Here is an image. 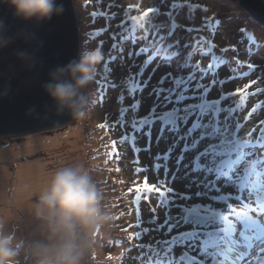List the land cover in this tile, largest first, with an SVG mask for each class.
Here are the masks:
<instances>
[{
  "label": "rangeland",
  "instance_id": "374dc122",
  "mask_svg": "<svg viewBox=\"0 0 264 264\" xmlns=\"http://www.w3.org/2000/svg\"><path fill=\"white\" fill-rule=\"evenodd\" d=\"M103 7L93 12L91 18L87 17L84 9V0H73L79 17V51L78 60L84 49L85 32L95 34L96 40H100L102 46L100 50L103 58L97 66V75H101L98 82L94 79L93 83L85 91L86 101L82 113L75 120L68 123L63 130L51 128L40 132L25 133V135L1 136L0 137V223L5 232L14 233L17 240L25 242L40 239L42 236L31 234L26 226L32 221L28 219L30 205L34 207L39 195L33 196L26 192L21 193V183H28V179L23 176L34 162H43L48 172V180L52 174L64 166L82 164L89 170L90 175L97 184L101 194V205L109 209L113 215L112 227H102L98 230L94 243L86 255L83 264H95L98 252L104 254L108 259L114 257L113 251L120 246L123 248L119 253L117 264H146L142 256L146 257V251L141 258L136 255L138 245L157 246L156 242L171 239L182 231L191 230L182 222H177V217L182 220L180 209L185 205L191 206L200 201L193 200L186 202L181 200L180 195H191L186 192L188 181L177 179L171 180L175 171V161L183 151L184 141L179 140L178 135L184 134V129L188 125L181 126L180 133L167 131L169 125L163 121H153L151 125H144L142 128L138 124L137 130L132 128V121H139L145 116L153 120L152 109L156 108L157 115H162L164 111H171L175 107H187L191 103H200L203 98V89L199 93L195 92V84L199 83L208 89L207 100L212 101L222 96L227 97L221 103V107H233L239 105L238 110L232 114L229 124L234 126L236 123L243 125L241 134L244 135L257 128L261 121H264V55L260 53L258 45L247 38V34L253 38L255 33L260 41H264V30L255 21L250 20L248 14L242 12L237 7L234 0H210L213 2L215 12L210 16H203L204 3L202 0H98ZM199 8L202 20L207 19L211 23L209 28L212 40L216 49L208 55L196 50L188 42L195 37L188 28L194 27V22L187 14V8L181 7L183 3H189ZM236 4V5H235ZM177 5V7H173ZM141 8L140 13H132L131 16L141 15L149 8L157 7L160 12L153 14L158 17L157 27L151 31L136 28L135 32L130 31L132 24L126 21L125 14L129 7ZM239 6V5H238ZM106 11H105V10ZM174 12L175 19H171L168 13ZM233 14L228 15L229 13ZM180 19H179V18ZM180 20V22H178ZM187 23L183 25L182 22ZM172 22H174L172 24ZM219 24L213 29V25ZM202 24V25H206ZM223 24L229 25L223 27ZM93 26V28H91ZM95 26V27H94ZM118 26V27H117ZM172 27H175L172 29ZM200 27V26H199ZM110 28L111 30H108ZM120 31V32H119ZM113 32L121 42L118 51L107 56L113 41ZM171 33V35H169ZM233 33L232 39L229 34ZM163 35L164 41L159 37ZM135 37V39H130ZM116 39V37H115ZM177 40L179 51H182L183 62L180 60L163 61L156 58L152 48L159 49L161 43H175ZM124 41V42H122ZM153 41H156L153 44ZM220 45V46H219ZM102 49V47H104ZM187 46V47H186ZM141 48L149 50L137 55ZM122 49V51H121ZM225 51V52H224ZM230 51V52H228ZM233 52L232 56L230 53ZM193 53L194 59L190 57ZM164 53L161 52V56ZM230 58V63L221 64L213 72L208 73L201 80L200 69L207 68L213 62L212 56ZM116 57L113 60L111 57ZM242 56L251 59V63L244 64L240 60ZM245 58V57H244ZM191 65V68L188 65ZM253 64L255 67L249 68ZM107 65V69L105 68ZM199 65V68H197ZM195 72L194 82L191 85L185 84L180 90L176 89L175 80L184 78ZM215 73V75H214ZM164 79V84H161ZM223 81V83H213V81ZM139 82V87L135 92L129 88V82ZM145 81L147 84L145 85ZM255 81L256 83H252ZM107 86L102 88L101 85ZM163 88L164 92H159ZM183 88H188L187 93H183ZM171 89V91H169ZM103 92V98L100 93ZM159 92V96L156 93ZM247 93V97L241 105V93ZM185 97L182 103L177 104V97ZM193 95H198L201 99H192ZM168 96L170 102H165L164 97ZM123 97V99H121ZM259 106V107H257ZM128 109L121 114L122 109ZM255 109V110H254ZM251 113V115H249ZM226 114H222L223 120ZM107 124V127L100 125ZM77 126V127H76ZM165 127L163 133L161 127ZM74 127L79 129L77 134L73 133ZM73 130V131H72ZM151 132L149 141L147 132ZM127 136L128 139L124 140ZM135 137V140H133ZM181 144H180V143ZM28 143V151L25 145ZM209 143V142H204ZM82 145V146H80ZM171 147L173 151L167 161L168 182L163 188L171 187L178 195L174 198V204L179 207L169 205L168 208L160 205V197L155 191H141L140 201L133 205L136 199V189H143L145 181L149 185L160 188V182L165 180L164 167L159 170L155 168L156 163L164 164L163 159L156 160L157 156H163L167 149ZM191 147V145H190ZM113 148V150H108ZM140 149L136 151L135 149ZM198 152L189 151L185 155L184 161L180 164L179 177H183L186 172L185 166L194 161ZM107 158V163L103 166L109 172L107 177L101 173V166H96L94 158ZM28 161V162H26ZM138 161V162H137ZM121 169L120 171H117ZM137 169L141 171L137 172ZM190 171V170H189ZM115 176L125 175L119 181ZM195 178V177H193ZM19 184V186H18ZM163 190V189H161ZM196 189L193 188L192 192ZM226 194V193H222ZM28 200L30 205L28 204ZM115 202V207L113 203ZM154 209V211H153ZM7 212V213H4ZM27 214V218L24 216ZM11 218L8 219V218ZM171 217V218H169ZM15 218V220H13ZM171 228V231H169ZM132 229H139L141 238L136 241L130 236ZM144 229H148L147 232ZM133 244L134 246L131 247ZM130 247H129V246ZM183 249L174 246L173 254L179 256ZM140 252V250H139ZM102 256V255H101ZM19 264H31L25 254L18 257Z\"/></svg>",
  "mask_w": 264,
  "mask_h": 264
},
{
  "label": "snow or ice",
  "instance_id": "6c2138e0",
  "mask_svg": "<svg viewBox=\"0 0 264 264\" xmlns=\"http://www.w3.org/2000/svg\"><path fill=\"white\" fill-rule=\"evenodd\" d=\"M159 12V8L153 7L146 9L141 15L131 16L130 31L135 32L139 27L141 30L150 32L159 23L158 17L153 14ZM167 15L170 16L171 13ZM205 27L211 28L212 25L208 23ZM130 39L134 40L135 37ZM159 39L164 41L165 37L161 35ZM155 43L156 41H153V44ZM200 43L202 44L203 41ZM112 47L115 49L117 46L113 44ZM214 47L209 44L207 53L204 54H210ZM148 50V48H141L136 54L140 55ZM152 52L156 58L163 61L180 60L182 57L179 45L175 43H161L159 49L153 47ZM161 52L164 53L163 56ZM111 58L116 59L114 56ZM212 60L213 62L207 68L200 69L201 80L221 64L226 63L223 57L215 55L212 56ZM107 67L105 65L106 69ZM188 67L191 68V65L189 64ZM248 67L253 68L255 65L249 64ZM194 77L195 72H192L187 79L175 80L176 89L180 90L185 84L191 85ZM164 82V79H161L160 83L164 84ZM216 82L223 83L222 80L213 81V83ZM144 83L146 85L147 81ZM106 86V84L101 85L102 88ZM138 87L139 82H129L131 91L135 92ZM201 89H203V98L200 103H191L182 108L175 107L171 111H164L162 115H157L156 108H153L151 113L153 120L145 116L139 121H132V128L137 131L138 124L142 128L146 124L151 125L153 121H163L169 125L167 131L180 133L181 126L188 125L189 120H192L191 126L184 129V134L177 137L184 141V144L182 153L175 161L176 168L171 180L175 182L179 178L188 181L186 192L192 194L180 195L181 200L200 201L180 209L182 220L177 217L178 223L182 222L191 230L182 231L170 240L157 241V246L141 244L137 247L141 250L147 248L146 264H264V121L260 122L256 135L254 133H257V128L242 135L243 125L240 123H236L233 131L229 120L238 110L239 105L222 108L220 105L227 97L222 96L208 101L209 90L202 84H195L196 93H199ZM164 91L163 88L159 90V92ZM188 91V88H183V93ZM159 92L156 93L157 96ZM103 95L104 93L101 92V98ZM246 97V92L241 93V105ZM184 98L183 95L177 97L175 102L180 104ZM191 98L201 99L198 95H193ZM164 100L170 102L168 96H165ZM127 111L126 108L122 109L121 114ZM222 114H226L223 120L220 119ZM100 127H107V124ZM165 130L162 126L160 132L163 133ZM146 135L150 141L151 132H147ZM127 139L128 137L125 136L124 140ZM135 150L140 151L138 148ZM172 151L173 149L169 147L162 157H156L157 161L163 159L165 162L155 165L157 170L164 167L165 180L160 182V188L149 185L145 181L143 189H136L137 203L140 201L142 190L155 191L160 197V205L165 208H168L170 204L179 207L174 204V198L178 193L171 187L163 188L169 179L167 161ZM189 151L198 152V154L195 155L192 163L185 166V175L179 177L180 164ZM139 171L141 169H137V172ZM193 188L196 189L195 192H192ZM144 231L147 232L148 229ZM136 236L139 237L140 233H136ZM174 246H180L183 249L179 256L173 254Z\"/></svg>",
  "mask_w": 264,
  "mask_h": 264
},
{
  "label": "clouds",
  "instance_id": "9594fccd",
  "mask_svg": "<svg viewBox=\"0 0 264 264\" xmlns=\"http://www.w3.org/2000/svg\"><path fill=\"white\" fill-rule=\"evenodd\" d=\"M0 3L8 4L14 16L37 22L49 20L64 10L56 0H0ZM4 30L0 21V49L11 43ZM79 48L78 43L77 55ZM18 56L25 58L24 53ZM102 58L99 48H84L78 60L50 73L51 80L44 88L59 110L66 108L73 117L82 113L87 103L84 92L93 83ZM33 215L40 222L42 238L28 242L5 232L0 223V264H19L22 251L31 264H83L98 230L111 228L113 220L111 211L101 205L96 182L82 164L64 166L52 174L35 201Z\"/></svg>",
  "mask_w": 264,
  "mask_h": 264
},
{
  "label": "water",
  "instance_id": "95a60500",
  "mask_svg": "<svg viewBox=\"0 0 264 264\" xmlns=\"http://www.w3.org/2000/svg\"><path fill=\"white\" fill-rule=\"evenodd\" d=\"M238 2L264 24V0ZM56 3L63 6L62 14L39 22L18 18L8 4L0 3L4 35L11 39L0 49V137L58 128L77 118L66 108L59 110L44 88L51 72L76 60L79 43L73 0Z\"/></svg>",
  "mask_w": 264,
  "mask_h": 264
},
{
  "label": "bare ground",
  "instance_id": "6f19581e",
  "mask_svg": "<svg viewBox=\"0 0 264 264\" xmlns=\"http://www.w3.org/2000/svg\"><path fill=\"white\" fill-rule=\"evenodd\" d=\"M234 1L236 2L237 5H239V6L242 5L240 2H238L240 0H234ZM202 2L204 3L203 11H200L197 6L192 5V1L189 2V3H183L181 7H183V8H187L188 7L186 9L187 10V14H188L189 18H191L193 20V22H194V27H191V28H188V29H189L190 33H194L195 34V37H193L191 39V42H188V43L190 45H192L196 50H198V52L201 51L203 53L204 52L207 53L209 44H212V45L215 46L213 49H216V47H217V50H218V45H216V43L213 42L212 37L209 38V36L212 35L211 32L209 33V28L205 27V25H202V24L207 23V19L202 20V18H201L202 16H201V14H199V11L203 13L202 14L203 16L208 17L213 12H215V9H214L215 7L213 5V2L210 1V0H202ZM102 7H103V5L98 0H84V9H85V11L87 13H89V15L87 16L89 18H91V16L93 15V12L99 10ZM205 9H207V12H205ZM141 11H142L141 8L138 7V6H135V9H133L132 7H129L127 9V11H126V14H125L126 21L130 20L129 18L131 17L132 13H140ZM174 17H175V14H174V12H172L171 13V19H175ZM178 22H180V20ZM181 22H182L183 25L187 24V23H184L183 21H181ZM173 23L174 22H172V24ZM219 24H222V23L219 22L217 25H213L214 32H215V29L218 27ZM130 26L132 27V24ZM228 26L229 25H227V24H223V27H228ZM91 28H93V26ZM174 28L175 27H172V29H174ZM107 29L111 30L110 28H107ZM85 34L87 36L85 38L84 48H87V49L99 48L100 49V47L102 46V43H100V40L94 39L95 38V34L92 35V33H88V32H85ZM112 35H113V37L114 36L116 37V39H115V37L111 39L113 41V44H116L117 47L120 46L121 42H120V40L117 37V33L113 32ZM232 35H233V33L229 34L231 39L233 38ZM257 36L254 33L253 34V38H252V37H250V35L247 34V38L249 40L255 42L257 45L259 44L258 47H259L260 53H262L264 55V41H260L257 38ZM172 41L177 43L176 39L172 40ZM201 41H203L202 44L200 43ZM122 42H124V41H122ZM117 47L115 49H113V47H111L110 51L107 53V56H109L112 53L117 52L118 51ZM104 48H105V46L102 47V49H104ZM82 51H83V49H82ZM180 52L183 54L182 51H180ZM228 52H230V51H228ZM230 54L232 56H234L233 52H231ZM206 55H208V54H206ZM194 56L195 55L193 53L190 54V57L193 58V59H194ZM77 57H78V55L76 56V59H77ZM227 57L228 56H226L225 60L230 63V58H227ZM183 58L184 57L182 56L181 57V65L185 66L184 63H182L183 62L182 61ZM240 60L243 61L245 65H247V63H251L252 62L251 59H249L246 56H242L240 58ZM101 75L104 76V74L96 75L95 80L99 82L102 79ZM76 127H74L75 129H73L74 131L72 130L73 133H75V134H77L79 132V129L76 128ZM24 145H25V149L28 151V149H30V148H28V143H26ZM80 146H82V145H80ZM108 150L111 151V150H113V148H109ZM94 163L96 164L97 167L101 166V170H100L101 173H103L104 177H107L109 172L103 168V166L107 163V158H105V157H103V158L95 157L94 158ZM120 170L121 169H118L117 171H120ZM23 176L28 179V183H26V182L25 183H21V185L24 186L21 189V193H23L25 195H26V192L29 193L30 195H33V196L37 195V193L42 191L44 189V187H46V185L50 181V180H48L47 168L45 167V164H43V162H34L33 164H31L29 169H28V171L26 173H24ZM124 177H125L124 174H122L120 176H115V174H112V178H116L117 181H119L121 178H124ZM0 180L3 181V179H0ZM18 186H19V184H18ZM2 187H3V185L0 184V189H2ZM133 201H134L133 205H135L136 204V199H133ZM112 203H113V207H115V202H112ZM28 204L30 205L29 200H28ZM33 209H34V207H32L30 205V209H29L28 212L33 214ZM0 210H2V209L0 208ZM4 213H7V212H4ZM8 219L11 220L10 217ZM28 219L32 220L26 226L28 231L31 234H34L35 236L36 235H38L39 237L42 236L41 235L40 222L37 221L34 218V215H31V214L28 216ZM13 220H15V218ZM138 232L140 233L139 237L136 236V233H138ZM141 233L142 232L139 229H132L130 231V236L134 239V241H136L137 238H141ZM129 245H131V247L134 246L133 244H129ZM121 249H123V248L120 246L119 248H117L115 251L112 252V253H114V257L112 259H108V258H106L104 256V254H101V253L98 252V258L94 260L95 261L94 263L95 264H117V262L119 261V253H120ZM139 250H140V252H139ZM139 250L136 253V255L141 258V255L146 251V249H143V250L139 249ZM22 252H21L19 257L22 256V254H23ZM142 258L144 260L146 259V257H144V256H142ZM141 264H145V263L141 261Z\"/></svg>",
  "mask_w": 264,
  "mask_h": 264
},
{
  "label": "trees",
  "instance_id": "16d2710c",
  "mask_svg": "<svg viewBox=\"0 0 264 264\" xmlns=\"http://www.w3.org/2000/svg\"><path fill=\"white\" fill-rule=\"evenodd\" d=\"M236 5V4H235ZM237 7H239V9L240 10H242V12H245L246 14H248V17L250 18V20H252V21H255L256 23H257V27H258V25H260L261 26V28H262V30H264V24L260 21V20H258L257 18H256V16H254V14L250 11V10H248L245 6H243V5H241V6H238V5H236ZM234 12H231V13H229L228 15H230V14H233ZM180 143V142H179ZM181 144V143H180Z\"/></svg>",
  "mask_w": 264,
  "mask_h": 264
}]
</instances>
